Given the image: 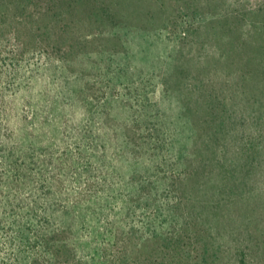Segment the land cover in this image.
<instances>
[{
    "label": "rangeland",
    "instance_id": "1",
    "mask_svg": "<svg viewBox=\"0 0 264 264\" xmlns=\"http://www.w3.org/2000/svg\"><path fill=\"white\" fill-rule=\"evenodd\" d=\"M72 2L0 0V264H264V0Z\"/></svg>",
    "mask_w": 264,
    "mask_h": 264
},
{
    "label": "trees",
    "instance_id": "2",
    "mask_svg": "<svg viewBox=\"0 0 264 264\" xmlns=\"http://www.w3.org/2000/svg\"><path fill=\"white\" fill-rule=\"evenodd\" d=\"M53 1L62 2L64 5V10H68V11H71V9L76 5V2H74V3L72 2V4L66 3L68 0H49V3L53 2ZM15 8L23 11L22 6H20V7L17 6ZM53 11L54 10L50 11V9H46L44 11V14L42 13V11L37 12V14H40V15L42 14V16L48 15V16L53 18L54 14H55V13H52ZM23 21L25 22V19ZM20 24H22V23H19L17 21V25L11 24L10 26H8V29L2 30L0 27V47H2V45H4L5 48L12 47L13 52H18V54H23V51L25 50L24 47L26 46V43L22 39L23 34H22V31L19 27ZM0 95H1V92H0ZM237 264H248V261H247L245 255L243 253L239 254Z\"/></svg>",
    "mask_w": 264,
    "mask_h": 264
}]
</instances>
